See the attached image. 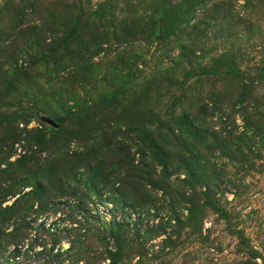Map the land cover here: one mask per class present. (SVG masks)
Segmentation results:
<instances>
[{"label":"rangeland","instance_id":"obj_1","mask_svg":"<svg viewBox=\"0 0 264 264\" xmlns=\"http://www.w3.org/2000/svg\"><path fill=\"white\" fill-rule=\"evenodd\" d=\"M21 2L0 0V32L22 34L0 73L38 77L0 100V158L29 157L50 188L0 264H264V0H204L188 26H172L184 0ZM163 10L169 35L152 28ZM76 18L104 44L47 84L26 30Z\"/></svg>","mask_w":264,"mask_h":264},{"label":"trees","instance_id":"obj_2","mask_svg":"<svg viewBox=\"0 0 264 264\" xmlns=\"http://www.w3.org/2000/svg\"><path fill=\"white\" fill-rule=\"evenodd\" d=\"M203 1L204 0H184L183 3L178 4L174 10L176 15L172 17L175 18L172 26L183 23L188 26L195 17L194 12L196 7ZM13 10L24 11V7H22V5L20 7L11 2L3 4L2 11L11 13ZM161 12L162 13L153 18L154 23H157L156 26L151 27L158 35H169L171 29H168L169 26L166 25L168 20H165V17L168 16L167 11L163 10ZM66 14H68V12H66ZM97 14L99 13L96 12L95 15ZM203 16L204 14L202 17ZM68 20L69 19H63L56 22L45 20L43 26L30 27L26 30L25 39L29 49L32 50L28 52H33L35 65L39 68L38 70L44 74L43 78L48 79L47 84L52 82L56 73L64 72L70 68H77L76 65L78 63L82 64L83 68L86 67L91 60H86L84 58L85 52L89 48L101 49V46L104 44V42H102L104 40L99 42L83 34L80 19ZM43 28L45 31L42 30ZM20 32V25L16 24L13 27L10 26L2 30V32H0V50L3 49L2 47L5 44L9 46L7 43L14 47L16 40L21 38L19 37L22 35L19 34ZM45 33L48 39L45 38ZM107 35V33L103 32L100 33L98 37L100 39H105ZM46 39L49 40L48 45L44 44ZM6 48L8 49V47H5V49ZM93 55H97V53H93ZM35 77V80L28 78L21 66L7 65L6 70L0 73V100L10 94L11 91H16L19 87H25L29 91L33 86V82L37 81ZM47 108H49V106ZM90 111V108L80 107V110L76 111L77 113H71L70 110L65 111V113L68 115L71 114L72 118L77 119L81 117V119L83 118L86 120L88 117L90 118ZM50 112H52L51 109ZM54 116L56 117H48V119L52 125L59 127L62 123V119H59L57 115ZM0 122L2 123L3 121L0 120ZM18 139V136L14 135L7 140H10L13 145ZM0 141L2 142V140ZM25 142L27 145H32V142L29 140ZM35 145H39V143L36 142ZM1 154L2 151H0V157H2ZM27 159H29V157H22L16 160V162L9 163L6 161V158H0V165L5 162L7 165L3 169L0 168V250H4L9 246L13 248L20 247L28 237L31 236V216L35 215L34 222L35 218L43 213V207H38L37 210L33 211V200L37 197H48L50 181L47 180L46 175L37 177L36 181H33L32 172L30 171L31 168H33V161ZM34 171L36 174L42 173L39 169H35ZM27 187L31 189L24 192L23 190ZM12 198H14V200L10 205L1 206L7 199ZM9 227H11V229L7 232Z\"/></svg>","mask_w":264,"mask_h":264},{"label":"water","instance_id":"obj_3","mask_svg":"<svg viewBox=\"0 0 264 264\" xmlns=\"http://www.w3.org/2000/svg\"><path fill=\"white\" fill-rule=\"evenodd\" d=\"M47 123H49V124H51V125H52V123H51L49 120H47Z\"/></svg>","mask_w":264,"mask_h":264}]
</instances>
